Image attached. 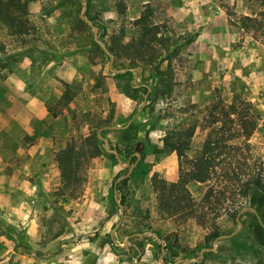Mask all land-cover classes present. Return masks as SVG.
<instances>
[{
	"label": "rangeland",
	"instance_id": "obj_1",
	"mask_svg": "<svg viewBox=\"0 0 264 264\" xmlns=\"http://www.w3.org/2000/svg\"><path fill=\"white\" fill-rule=\"evenodd\" d=\"M259 5L248 0H87V17L100 28L103 42L120 35L124 42L131 41L134 21L150 7L152 21L174 44L173 92L152 99L151 107L133 120V142L120 130L143 105L146 86L156 84V65H147L137 79L139 71H111L110 56L96 49L91 27L79 21L83 0L30 3L32 29L25 36H12L0 21V157L7 164L0 179V195L6 197L0 207V264H162L161 243L155 237L132 236L146 232L161 235L165 264H264L263 196L252 193L238 205L236 217L219 218L220 236L231 235L238 230L239 212L251 208L241 214L243 228L237 234L219 240L216 251H206L199 262H187L199 260L203 248L214 246L216 238L209 240L213 226L180 217L161 220L149 189L155 173L170 182L179 178L176 153L162 151L168 130L198 120L190 153L203 147L211 131L220 130L221 124L211 127L204 121L214 97L231 102L239 95L255 105L259 127L238 156L249 170L255 162L264 166V35L231 24ZM137 67L142 66L132 67L124 56L113 63L118 70ZM68 91L70 101L64 96ZM32 99L44 101L49 116L35 121L41 131L35 139L52 142L37 153L30 149L41 140L35 142L30 129H23L25 121L30 123ZM105 119L109 125L100 128ZM92 133H101L113 149H125L123 140L129 138L126 142L134 144V151L121 156L129 163L124 168L103 143V154L86 165L83 194L70 199L60 176L62 150L71 137ZM131 166L129 176L116 186ZM191 189L199 198L207 185ZM116 192L120 202L126 194L125 205H118ZM142 222L151 230H137Z\"/></svg>",
	"mask_w": 264,
	"mask_h": 264
},
{
	"label": "trees",
	"instance_id": "obj_2",
	"mask_svg": "<svg viewBox=\"0 0 264 264\" xmlns=\"http://www.w3.org/2000/svg\"><path fill=\"white\" fill-rule=\"evenodd\" d=\"M34 1L38 0H0V21L7 26L12 36H25L31 33L29 5ZM248 1L260 2L259 10L241 14L237 20L231 19V24L246 32H260L264 35V0ZM124 11L123 7L120 13ZM152 15V9L147 7L134 21V37L131 41L124 42L121 35L110 42L104 40L108 50L115 57L124 56L130 59L132 67L142 66L145 69L147 65L157 66L154 70L157 82L151 87V94L148 97L150 102L144 107L143 112L151 107L152 99L171 95L174 86L172 61L176 52L170 50L174 44L169 38L163 37L164 31L160 25L152 21ZM79 21L86 24L82 19ZM122 34L125 36V30H122ZM191 42L192 39H189L188 43ZM161 45L166 48L165 52L159 48ZM95 46L101 54H105L98 43L95 42ZM166 61V66L162 67L161 64ZM64 96L68 101L73 99L69 91ZM207 112L208 118H204V121L211 127L221 124L220 130L211 131L203 147L193 153H190V143L195 134L197 119L168 130L162 138V151L166 154L176 153L179 178L170 182L155 173L150 178L149 189L156 196L157 212L161 220L180 217L184 221L195 220L200 225L213 226L209 237L212 241L221 233L217 224L219 218L225 214L236 217L238 205L252 193L264 197V166L255 162V167L249 170L248 164L241 163L238 156L240 150L248 146V141L259 127L260 114L252 102L239 95H234L231 102L222 97H214ZM109 123L106 119L101 120L99 127L105 128ZM134 126L135 122L128 128L120 130L124 135H128L132 142V139L136 138L137 128ZM124 139L125 149L116 147L115 150L120 156L129 157L134 151V144L126 142L129 138ZM103 143L97 133H92L87 138L68 139L62 150L59 168L63 190L70 199L79 198L83 194L86 165L91 159L103 154ZM128 150L129 153L126 154ZM111 155L116 157L114 154ZM127 180H124V183ZM203 184L207 185V189L197 198L191 186ZM121 203L122 205L126 203L125 193L122 195ZM149 217V214L146 215L144 220H148ZM142 228L151 230L148 223H138L137 230Z\"/></svg>",
	"mask_w": 264,
	"mask_h": 264
},
{
	"label": "water",
	"instance_id": "obj_3",
	"mask_svg": "<svg viewBox=\"0 0 264 264\" xmlns=\"http://www.w3.org/2000/svg\"><path fill=\"white\" fill-rule=\"evenodd\" d=\"M83 4H84V6L82 8V12H81L80 17H81V19L84 22H86L91 27V29H92V31L94 33V39H95V41L101 46V48L106 52V54L110 56L111 60H110L109 69L111 71L115 72L116 74H121V73H124V72H127V71H131V72L139 71L138 76L136 77V79H137L139 77L140 73L143 71V67L128 68V69H119V70L113 68V63H114V60H115V55L112 54L108 50L106 44L100 39V28L90 18L87 17V15H86V12H87V0H83ZM141 86H146V85L145 84H143V85H141V84L136 85V87H138V88L141 87ZM146 87L148 88V94H146V96H145L143 105L139 109V111L136 114V116L133 119H131L123 128H128L131 125V123L133 122V120L141 113V111L146 106V104L148 102V95H149V92L151 91V88L149 86H146ZM98 138L100 140H103L104 141V147H105V149L108 152L113 153L114 155H116V157L118 158V161H119V163L121 164L122 167L125 168V167H128L129 166V163H124L123 159L121 158V156L119 155V153H118L117 150L110 148V141L107 138H105L101 133H98ZM136 154H137L138 158H140V154L139 153H136ZM132 168H133V166L130 167L129 172H128V174L126 176H122V177L118 178V180L116 181V184H115L116 186H117V184H118L119 181H121L124 178H126V177L129 176L130 172L132 171ZM115 199H116V202L118 203V205L121 206V202L118 200V194H117V192L115 194ZM249 209H251V208H244V209H242L239 212V214L237 216V222H238L239 227H238V230L236 232H234L231 235H222V236H219L218 238H216L215 241H214V246L212 248H203L201 250L199 260H197V259H186L185 261H187V262H199L203 258V255H204V253L206 251L212 250V251L215 252L216 251V245H217V242H219V240L225 239V238H231V237H233L235 234H237L243 228V223L240 220V216H241L242 213L246 212ZM121 213H122V215H121V221H120V223L122 222V219H123V216H124V211L122 210V208H121ZM136 235H138V236L146 235V236H150V237H155L161 243L162 255L160 257V261L162 262V264H165L163 262V256L166 253L165 242L159 237V235L156 234V233H153V232H146V233H137V234H134L132 236H136ZM132 236H130L129 238H131ZM129 238L126 240L125 244L128 243ZM181 261H179V262H181ZM179 262H177L176 264H178Z\"/></svg>",
	"mask_w": 264,
	"mask_h": 264
},
{
	"label": "crops",
	"instance_id": "obj_4",
	"mask_svg": "<svg viewBox=\"0 0 264 264\" xmlns=\"http://www.w3.org/2000/svg\"><path fill=\"white\" fill-rule=\"evenodd\" d=\"M26 94H28V93H26ZM28 101H30V100H28ZM28 105H29V103H28ZM30 105L34 106L33 109H31V111H30V123L28 121H25L26 125L23 126V129L26 130L27 132L30 129V137L35 139V134L41 132V131L37 130V127L35 125V121H45V119L48 118L49 116H48V110L46 108L44 101L40 102L38 99H32L30 101ZM1 128L2 127H0V129ZM35 140H36L35 142H37L38 140H41L39 142L41 144L34 143V145L30 149V153H37L44 148L48 149L49 147L52 146L51 138L46 139L45 137H41V138H36ZM1 150H2V148H0V152H1ZM3 166L6 167L7 164L3 163V160L0 157V179H2V177H3V174H2V170H3L2 167ZM12 179H14V178H12ZM26 180H27L26 178H24V180H20V182L22 183V186L25 185ZM5 199H6V197H3L2 195H0V207H1V209H2V203L5 201ZM17 210L18 209H16V211Z\"/></svg>",
	"mask_w": 264,
	"mask_h": 264
}]
</instances>
